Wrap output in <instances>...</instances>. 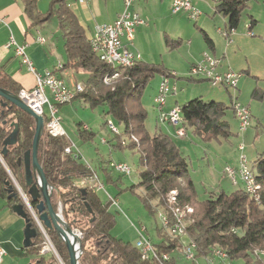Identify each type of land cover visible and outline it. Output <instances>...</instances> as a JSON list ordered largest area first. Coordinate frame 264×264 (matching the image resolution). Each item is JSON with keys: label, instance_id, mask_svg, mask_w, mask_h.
I'll use <instances>...</instances> for the list:
<instances>
[{"label": "trees", "instance_id": "1", "mask_svg": "<svg viewBox=\"0 0 264 264\" xmlns=\"http://www.w3.org/2000/svg\"><path fill=\"white\" fill-rule=\"evenodd\" d=\"M250 1L218 0L217 10L228 18L227 34L240 26ZM21 2L32 26L37 27L53 19L57 20L67 54L66 66L87 73L83 90L76 93L74 100L80 99L91 108L106 106L105 116H111L114 121L124 126V137L122 134L116 135L118 143L115 146L127 147L140 153V182L132 185L130 189L133 192L138 187L144 189L139 197L150 213L158 215L159 210H163L171 217V204L167 195L173 190L178 195L174 206H192L193 212L187 214L185 222L188 237L197 244V259H185L181 253V238L172 236L160 223L156 227L157 240L150 238L160 258L164 253L169 254L170 259L164 264H198V260L216 248L226 251L228 260L233 264H264V154L259 153L251 163L255 180L260 185L259 201L244 187L232 192L225 189L210 192L208 198L201 199L190 172L189 161L178 142L161 130L152 134L146 125L148 111L143 103L146 84L158 74L172 76L173 72L163 64L146 63L143 60L131 66L116 67L104 62L93 50L69 0H50L47 12L39 10L38 0ZM250 19L251 26L257 23L252 15ZM206 39L209 43L212 42L209 37ZM179 44L180 41L167 38L170 48L173 49ZM116 73L118 76L111 84L105 83L106 76H114ZM0 86L16 94L21 89L1 64ZM180 107L186 135L190 129L195 137L206 143L230 140L232 135L237 134L231 129L227 118L233 104L229 106L221 101L195 97ZM16 123L19 125L17 142L8 145L4 151V141ZM107 125L108 120L102 126ZM35 126L36 121L31 115L0 96V195L8 199L10 192L7 182L13 184L15 196L8 199L12 206L15 203L25 204L11 175L27 194L24 155L32 148ZM78 131L82 140L94 141L96 132L85 128L82 123L78 124ZM122 140L126 141L124 145ZM69 145L71 140L68 136H54L45 129L38 157L49 182L55 186L51 200L53 205L57 208L61 204L62 214L67 221L82 233L81 263L162 264L156 257L144 259L137 242L126 241L112 234L116 217L110 210L111 201L101 199L95 186L96 171L85 160L75 159L72 154L65 153V148ZM110 162L111 160L103 164L101 169L107 183L117 185L125 174L114 176ZM91 178H94V182L89 183ZM125 190L121 188V191ZM25 209L34 220L26 204ZM47 232L65 263L69 264L65 242L55 230L47 229ZM42 239L40 234L27 249L39 253ZM52 262L50 260L48 263ZM38 264H45V259H41Z\"/></svg>", "mask_w": 264, "mask_h": 264}, {"label": "crops", "instance_id": "2", "mask_svg": "<svg viewBox=\"0 0 264 264\" xmlns=\"http://www.w3.org/2000/svg\"><path fill=\"white\" fill-rule=\"evenodd\" d=\"M172 2L173 0H135L132 9L141 15L145 23L136 28L132 42L128 41L125 36L122 38L123 42L133 52L139 53L141 60L146 63L163 64L173 72V75L169 76V80L176 90L174 89L167 97L164 105L165 110H169L176 105L180 106L195 97L221 101L231 106L233 103L228 104L226 100H223L220 90L202 92L199 90V85H190L189 81L200 82L207 79L201 78V76L195 78L188 76L189 69L193 63L200 61L204 53H209L219 59V72L227 73L230 70L239 71L240 69L242 73L238 83V89L240 90L241 84L243 85V81L241 83V80L244 74L248 75L251 71V68L246 66L248 62H244V59L241 62L239 60L244 56L241 46L244 44V41L253 40L251 36H256L255 33L253 34L254 28L260 21L255 14L246 12L251 6V1L244 11L246 16L243 15L242 19L244 20L245 28H248V33L244 31V27L243 29H238V27L227 34L228 18L217 10L218 0H192L193 5L201 11L200 16L194 20V23L203 39H200L197 31L194 29L187 12L174 13L171 10ZM69 3L77 14L89 39L93 37L98 25L114 22L124 10V0H87L85 2L69 0ZM49 5L50 0H38V7L41 12H47ZM250 15L257 20V23L253 26H251ZM0 19V64L3 65L4 70L21 88H27L28 90L29 88H33L37 81V74H44L48 70H55L70 87L84 83L82 80L77 79V76L81 74V70L66 66L67 54L64 47V39L61 35L63 45H61V41L54 40V36L52 35L54 30L50 27L51 21L37 27L32 26L31 20L24 11L21 0H0ZM40 36L45 38V42H39L38 37ZM12 37L18 44L27 45L26 53L32 60L36 73L28 70L26 65L22 63L20 57L15 53L14 45L7 47ZM207 37L211 39V43L207 41ZM167 38L174 41L178 40L180 44L172 49L167 45ZM59 63L65 65V68H56ZM164 76L166 75H160L161 82ZM161 82L157 85L155 97L159 92ZM212 86L217 87L219 85ZM74 102L69 104H73ZM64 105L59 107L60 111H63L65 116L72 117L73 109L71 107L69 109V107ZM157 109L159 116V108L157 107ZM231 111L234 116V122H230L231 127L237 131L236 135H238L239 131L234 127L236 123L234 110L231 109L229 113ZM63 127L66 130L67 136L71 135L73 137L70 134L74 133L72 128L64 124ZM84 127L90 129L87 124ZM158 130L167 133L176 142H190L193 140V135L190 131H188L186 136L179 137L176 134V127L168 121H160V125L156 128V131ZM72 142L76 147L79 146L76 140ZM114 143L116 142H113V145H116ZM78 149L81 152V148L78 147ZM244 149L245 146L242 150L239 148L240 151H244ZM240 158L241 156L236 157L231 165L226 164L222 170H216V166L214 168L208 167V171L211 174L214 173L215 177H218L215 184L210 185L214 191L218 192L221 189H225V180L232 183V191L243 187L242 182L235 185L225 172L227 166L239 167ZM89 165L98 173L93 165ZM220 177L222 180L219 179ZM89 181V183H92L93 179L91 178ZM8 202L5 196L0 195V240L7 251L0 264H38L43 258L45 259V264H49L48 262L53 260V256L46 258L47 254L41 255L40 253H35L27 249L29 246L24 245L26 221L14 211L12 205ZM151 238L153 239V237ZM33 241L35 242V240Z\"/></svg>", "mask_w": 264, "mask_h": 264}, {"label": "rangeland", "instance_id": "3", "mask_svg": "<svg viewBox=\"0 0 264 264\" xmlns=\"http://www.w3.org/2000/svg\"><path fill=\"white\" fill-rule=\"evenodd\" d=\"M246 12L255 14L260 21L254 28L253 34L255 33L256 36H251L253 40L244 41V44L241 46L243 48L244 56L239 60L241 62L242 59H244V62H248L246 63V66H249L251 71L248 75L244 74V77L241 80V83L243 81V85L241 84L240 90L238 87L227 88L223 84L213 87L208 80L200 82L189 81L190 85H199V90L202 92H208V90H220L222 92L223 100H226L228 104H232L237 100L240 103L249 106L252 113L251 123L248 129L243 134L239 133L238 135H232L230 140H224L222 143L217 141L205 143L198 137H195L190 130V133L193 135L192 141H177L182 152L189 161L191 168L190 172L193 175L201 199L208 198L211 191L215 192L210 185H214L218 177H215L213 175L214 173L211 174V172L208 171V167L211 166L214 168L216 166V170H222L226 164L231 165L232 161L236 157H240L243 153L251 164L259 153H264V0H251V6ZM244 16H246V14H244ZM190 21L198 33L199 30L194 23L195 21L192 19ZM50 27L54 30V33H52L54 40L61 41V45H63L56 19L51 21ZM243 27L245 29L244 31L248 33V28H245L244 25V20H242L238 29H243ZM56 31L57 33H55ZM198 35L200 39H203L200 32ZM235 72L241 73L240 69ZM87 76V73L81 71V74L77 76V79L84 82L87 79ZM114 80L115 79H113V81ZM159 82H161L160 75L153 77L146 84L143 92V103L148 111L146 125L152 134L156 132L157 126L160 125L155 97ZM74 101L73 104L66 103L64 105L69 107V109L70 107L73 109L72 117L65 116L63 111H60L59 114L62 115V123L70 126L74 131V133H70L73 137H71V135H68V137L71 141L76 140L79 145L78 147L81 148L84 160L96 168L98 171L97 176H99L100 181L104 183V188H97V191L102 197L101 199L104 201H111L110 210L114 212L116 217L115 226L111 231L112 234L118 238H123V240L136 243L140 236V228H145L142 232L157 240L158 236L156 227L157 225H161L158 215L150 213L142 202V199L139 197L144 193L142 187L136 188L135 192L130 189L132 185H138L140 182L139 173L142 169L139 160L140 153L127 147L119 148L113 145V142H116L114 144L118 143L116 134L109 130L108 125L106 127L102 125L106 120H112L120 129V133L123 137L124 126L114 121L111 116H105V110L107 109L106 106L99 105L96 108H91L80 99ZM44 108L48 113V105H45ZM227 118L230 122L234 120L232 111L228 114ZM79 123H82L83 125L87 124L90 129L96 132L93 142L84 141L80 138L78 131ZM236 126L237 125L235 124L234 127ZM231 129L234 130V128ZM103 140L108 142H104ZM240 144H244V151L239 150L238 146ZM110 160L119 162L125 161L131 167V172L123 175L122 180L117 185L114 183H107L105 180V174L101 169V166L108 163ZM112 172L114 176L120 175V173L115 170ZM11 177L13 183L17 187L16 184L18 182L16 178L13 175H11ZM219 179L222 180L221 177ZM18 186L20 187L19 189L22 188L19 183ZM224 187L226 190L231 191L233 188L232 183L228 182V180L224 181ZM121 188L126 190L121 191ZM21 190L24 192L23 189ZM111 199L115 201H112ZM49 257H52V255L47 253L46 258ZM199 261L201 264H204L203 259H200Z\"/></svg>", "mask_w": 264, "mask_h": 264}, {"label": "built area", "instance_id": "4", "mask_svg": "<svg viewBox=\"0 0 264 264\" xmlns=\"http://www.w3.org/2000/svg\"><path fill=\"white\" fill-rule=\"evenodd\" d=\"M79 1L85 2L87 0ZM134 1L135 0H124V10L118 15L117 19L112 23L98 25L93 37L90 39L95 53H97L104 62L113 67L120 65L131 66L134 65L135 62L141 60V55L133 52L122 39L125 36L128 41L132 42L136 28L145 23V20L141 17V15L132 9ZM171 10L174 13L185 11L193 20H196L201 14V11L193 5L192 0H173ZM38 40L39 42H45V38L43 36L38 37ZM13 45L15 53L20 57L22 63L26 65L28 70L36 73L35 66L26 53L27 45L18 44L12 37L7 44V47H11ZM218 65V58L209 53H204L200 61L191 65L189 69V76H201V78L207 79L214 86L223 84L227 87L237 88L242 74L232 70L227 71V73H221L218 71ZM56 68H63V64L59 63ZM117 76V73L114 76H106L104 81L107 84H111L113 79H116ZM174 89L176 90V88L171 85L169 76H164L162 82L160 83L159 92L156 96V103L160 112L159 120L168 121L173 124L176 127V134L179 137H182L186 135V131L182 125L183 114L181 107L176 105L169 110L164 109L167 97L174 91ZM82 90V83L76 84L74 87H70L55 70H48L44 74H37V81L33 88H29V90L27 88H21L18 95L31 107V109L44 117L46 130L54 136H67L66 130L64 129L61 121L62 117L59 114V107L63 104L71 103L75 99L77 95L76 93L82 92ZM45 105H48V113L44 108ZM233 110L236 118V127L239 133L243 134L251 123V110L249 106L244 105L237 100L233 102ZM108 127L114 134H121L118 126L110 119L108 120ZM133 139L137 142L135 137H133ZM103 141L105 142L106 140ZM125 143L126 141L122 140V144L124 145ZM239 148L242 150L244 145L240 144ZM65 153L72 154L75 159L84 160L82 153L72 141L71 145L65 148ZM109 165L112 169L122 174H129L131 172V167L125 161L119 162L112 160ZM225 172L235 185L242 182L243 187L259 201L260 193L258 191L260 189V185L256 182L251 164L244 153L241 155L239 167L227 166L225 168ZM94 178L97 181L95 184L96 188L103 189L104 183L98 179L97 175H95ZM16 185L21 197L24 200L23 202H25L27 207L32 211L34 219L39 226L38 228H40L42 233L43 239L39 253L41 255L50 253L53 256L52 264H66L47 230L39 221V218L29 201L28 195L19 189L20 187L18 186V183ZM167 196L168 202L171 204L169 208L172 216L170 217L167 211L165 212L163 210H159L158 217L160 223L172 236L181 238L183 244L181 253L184 258L195 261L197 259V244L193 239L188 237L185 222L187 214L192 213L193 208L192 206H186L184 208L174 206L173 204L178 196L175 190L171 191ZM111 200L115 201L113 199ZM143 229L145 228H140V236L137 241V245L142 250V257L144 259L156 257L163 262L162 264H164L165 261L170 259L169 254L164 253L160 258L154 248L152 239L142 232ZM6 253L7 251L0 240V263L3 261ZM228 259L229 256L227 252L219 248L214 249L212 253L203 257L204 264H233ZM198 264H201L199 260Z\"/></svg>", "mask_w": 264, "mask_h": 264}, {"label": "water", "instance_id": "5", "mask_svg": "<svg viewBox=\"0 0 264 264\" xmlns=\"http://www.w3.org/2000/svg\"><path fill=\"white\" fill-rule=\"evenodd\" d=\"M0 96L31 115L36 121L32 148L28 149L24 155L26 186L28 187L27 194L30 197L29 201L31 204L34 203L32 205L33 210L44 228L46 230H55L65 242L69 255V264H82V233L79 229L73 228L67 221L64 214H62L63 209L61 204H59L57 208L53 205L51 200L55 186L49 182L45 170L39 161V146L45 131L44 117L31 109L18 94L7 88L0 86ZM18 134L19 125L16 123L14 129L4 141L6 145L4 151H6L8 145L17 142ZM7 184L9 185L8 191L10 192L8 199H11L15 196V192H13L14 185L9 181ZM25 204L15 203L12 208L25 219V241L23 242L25 246H31L34 243L33 240L39 237L41 231L40 228H38L37 222L32 220L28 215ZM29 211L33 216L32 211L30 209Z\"/></svg>", "mask_w": 264, "mask_h": 264}, {"label": "bare ground", "instance_id": "6", "mask_svg": "<svg viewBox=\"0 0 264 264\" xmlns=\"http://www.w3.org/2000/svg\"><path fill=\"white\" fill-rule=\"evenodd\" d=\"M35 220V219H34ZM36 223V222H35ZM40 234H42V233H40Z\"/></svg>", "mask_w": 264, "mask_h": 264}]
</instances>
